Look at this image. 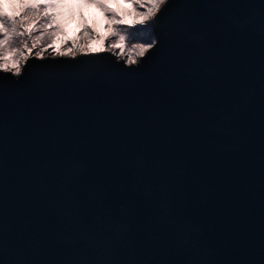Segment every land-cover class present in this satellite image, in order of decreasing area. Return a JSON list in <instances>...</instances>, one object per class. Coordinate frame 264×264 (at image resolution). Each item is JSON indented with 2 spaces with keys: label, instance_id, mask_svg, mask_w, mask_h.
I'll list each match as a JSON object with an SVG mask.
<instances>
[{
  "label": "water",
  "instance_id": "obj_1",
  "mask_svg": "<svg viewBox=\"0 0 264 264\" xmlns=\"http://www.w3.org/2000/svg\"><path fill=\"white\" fill-rule=\"evenodd\" d=\"M152 32L0 71V264H264V0Z\"/></svg>",
  "mask_w": 264,
  "mask_h": 264
},
{
  "label": "snow or ice",
  "instance_id": "obj_2",
  "mask_svg": "<svg viewBox=\"0 0 264 264\" xmlns=\"http://www.w3.org/2000/svg\"><path fill=\"white\" fill-rule=\"evenodd\" d=\"M168 3L169 0H0V71L19 76L22 66L33 55L42 60L50 48L57 56L72 57L78 52H115L125 58L128 65L137 64L139 58L145 57L156 43L149 40L131 43L129 47L127 34L118 26L147 25ZM85 7H94L101 11L107 21L108 35L100 37L95 33L94 27L85 22V32L95 35L99 40V47L83 46L77 50L75 42L66 50L63 45L57 47V38L64 34V10L67 9V15L72 16L73 9ZM34 32H40V35L34 36ZM45 36L49 38L47 42ZM105 42H108V47H105ZM67 43L64 40L63 44Z\"/></svg>",
  "mask_w": 264,
  "mask_h": 264
},
{
  "label": "rangeland",
  "instance_id": "obj_3",
  "mask_svg": "<svg viewBox=\"0 0 264 264\" xmlns=\"http://www.w3.org/2000/svg\"><path fill=\"white\" fill-rule=\"evenodd\" d=\"M43 11V10H41ZM65 16L63 18L64 23V34L60 35L57 38V47H61L63 45V49L66 50L67 47L71 46L73 42H75L76 49L78 50L80 47L83 46H91V47H99V40L95 38V35H90L84 30V23L87 22L89 25H92L95 29V33H98L100 37H104L108 35V26L107 21L104 19L100 10L94 7H85L82 9H73L72 12L74 15L69 16L67 15L68 10L65 9ZM81 13H83V17H81ZM152 25L153 21L147 25H136V26H129V25H120L118 26L122 32L127 34L129 38V47L131 43H143L149 40L155 41V36L152 32ZM40 30L43 31L40 25ZM34 36L40 35V32H34ZM45 42L48 41V37L45 36ZM64 40H67V44H63ZM31 43V41H29ZM18 46V45H17ZM105 47H108V42H105ZM35 51V50H34ZM118 51V50H117ZM51 53V55H49ZM85 54V53H79ZM117 55V54H116ZM49 56H57L52 49L48 50V53H45V57ZM33 57H35L33 55ZM120 59L121 56L117 55ZM25 65L22 66V71Z\"/></svg>",
  "mask_w": 264,
  "mask_h": 264
}]
</instances>
